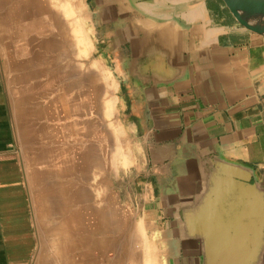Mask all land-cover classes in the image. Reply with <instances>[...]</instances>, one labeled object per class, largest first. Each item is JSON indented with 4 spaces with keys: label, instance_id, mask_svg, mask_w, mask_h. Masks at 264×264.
Masks as SVG:
<instances>
[{
    "label": "crops",
    "instance_id": "1",
    "mask_svg": "<svg viewBox=\"0 0 264 264\" xmlns=\"http://www.w3.org/2000/svg\"><path fill=\"white\" fill-rule=\"evenodd\" d=\"M83 2L137 131L158 264H264V37L223 0ZM15 147L0 87V264H41Z\"/></svg>",
    "mask_w": 264,
    "mask_h": 264
},
{
    "label": "rangeland",
    "instance_id": "2",
    "mask_svg": "<svg viewBox=\"0 0 264 264\" xmlns=\"http://www.w3.org/2000/svg\"><path fill=\"white\" fill-rule=\"evenodd\" d=\"M83 0H0V87L25 164L37 261L158 264L137 131Z\"/></svg>",
    "mask_w": 264,
    "mask_h": 264
},
{
    "label": "water",
    "instance_id": "3",
    "mask_svg": "<svg viewBox=\"0 0 264 264\" xmlns=\"http://www.w3.org/2000/svg\"><path fill=\"white\" fill-rule=\"evenodd\" d=\"M223 2L240 26L264 37V0H223ZM232 261L236 260H229Z\"/></svg>",
    "mask_w": 264,
    "mask_h": 264
}]
</instances>
